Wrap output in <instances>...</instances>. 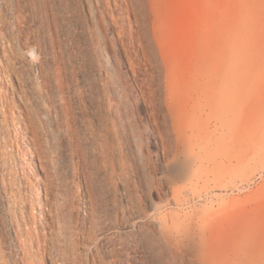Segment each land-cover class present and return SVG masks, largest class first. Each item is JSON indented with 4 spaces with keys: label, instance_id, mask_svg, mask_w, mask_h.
<instances>
[{
    "label": "rangeland",
    "instance_id": "374dc122",
    "mask_svg": "<svg viewBox=\"0 0 264 264\" xmlns=\"http://www.w3.org/2000/svg\"><path fill=\"white\" fill-rule=\"evenodd\" d=\"M11 1L0 264H264V0Z\"/></svg>",
    "mask_w": 264,
    "mask_h": 264
},
{
    "label": "bare ground",
    "instance_id": "6f19581e",
    "mask_svg": "<svg viewBox=\"0 0 264 264\" xmlns=\"http://www.w3.org/2000/svg\"><path fill=\"white\" fill-rule=\"evenodd\" d=\"M15 1L16 0H14V1L12 0L11 3L15 2ZM8 2H10V0H8ZM13 5H14V3H13ZM19 5L20 4H18V7H19ZM15 8H17V7H15ZM126 235H127V233H126ZM129 236H131V235H129ZM157 239H158V244L160 246V250L162 252V255L167 260V263L168 264H182V260H183V258L181 257L182 255H181V253L179 254L175 249V246L181 247L182 240H179L177 237L167 238L164 231L159 232V237ZM162 242L164 244H162ZM203 246H204V244L198 243L196 245H193V244L185 245L184 248H187L190 251V255L193 254L195 257H197L201 261V264H228L227 259L230 256V254H229L228 249L225 248V242L224 241L219 242V246L217 245L216 250L213 248V249L209 250L208 252H204L202 250ZM95 248H96V246H94V249ZM233 251L236 252L237 254L239 253V249L234 248Z\"/></svg>",
    "mask_w": 264,
    "mask_h": 264
}]
</instances>
